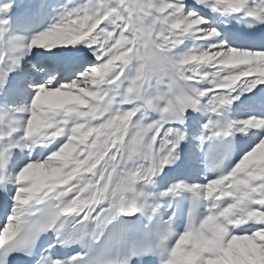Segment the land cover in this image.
Masks as SVG:
<instances>
[{
    "label": "snow or ice",
    "instance_id": "snow-or-ice-1",
    "mask_svg": "<svg viewBox=\"0 0 264 264\" xmlns=\"http://www.w3.org/2000/svg\"><path fill=\"white\" fill-rule=\"evenodd\" d=\"M0 264H264V0H0Z\"/></svg>",
    "mask_w": 264,
    "mask_h": 264
}]
</instances>
